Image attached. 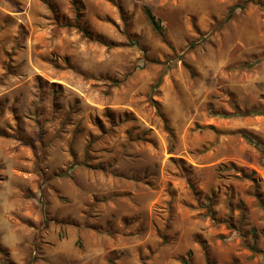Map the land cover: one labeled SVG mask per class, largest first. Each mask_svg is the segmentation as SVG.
<instances>
[{
  "label": "rangeland",
  "instance_id": "rangeland-1",
  "mask_svg": "<svg viewBox=\"0 0 264 264\" xmlns=\"http://www.w3.org/2000/svg\"><path fill=\"white\" fill-rule=\"evenodd\" d=\"M251 109L264 0H0V264H264Z\"/></svg>",
  "mask_w": 264,
  "mask_h": 264
},
{
  "label": "trees",
  "instance_id": "trees-1",
  "mask_svg": "<svg viewBox=\"0 0 264 264\" xmlns=\"http://www.w3.org/2000/svg\"><path fill=\"white\" fill-rule=\"evenodd\" d=\"M48 5L51 6L52 4H48ZM143 12H144V15L147 19V22L151 26V29L154 32V34H156L162 40H164V30H163V27L161 25V22L153 15V13L150 11V9L148 7H144ZM82 31L84 32V34H87V32L85 30H82ZM236 114L239 116H249V115H254V114L255 115H261V114H264V112H260V111L255 110V109H251V110H245L243 112L238 111V112H236ZM242 136L249 141H253L252 138H250L248 135L243 134Z\"/></svg>",
  "mask_w": 264,
  "mask_h": 264
}]
</instances>
